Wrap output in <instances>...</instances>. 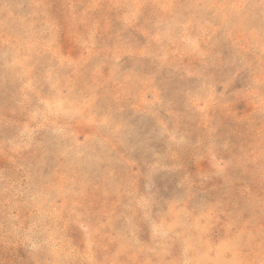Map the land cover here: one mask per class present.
I'll use <instances>...</instances> for the list:
<instances>
[{
  "label": "rangeland",
  "instance_id": "1",
  "mask_svg": "<svg viewBox=\"0 0 264 264\" xmlns=\"http://www.w3.org/2000/svg\"><path fill=\"white\" fill-rule=\"evenodd\" d=\"M0 264H264V0H0Z\"/></svg>",
  "mask_w": 264,
  "mask_h": 264
},
{
  "label": "bare ground",
  "instance_id": "2",
  "mask_svg": "<svg viewBox=\"0 0 264 264\" xmlns=\"http://www.w3.org/2000/svg\"><path fill=\"white\" fill-rule=\"evenodd\" d=\"M53 97V96H52Z\"/></svg>",
  "mask_w": 264,
  "mask_h": 264
}]
</instances>
